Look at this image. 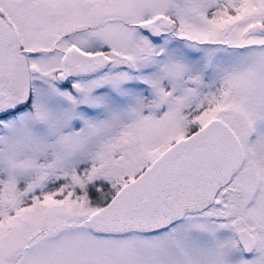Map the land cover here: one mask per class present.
<instances>
[{"label": "snow or ice", "instance_id": "1", "mask_svg": "<svg viewBox=\"0 0 264 264\" xmlns=\"http://www.w3.org/2000/svg\"><path fill=\"white\" fill-rule=\"evenodd\" d=\"M0 264H264V0H0Z\"/></svg>", "mask_w": 264, "mask_h": 264}]
</instances>
